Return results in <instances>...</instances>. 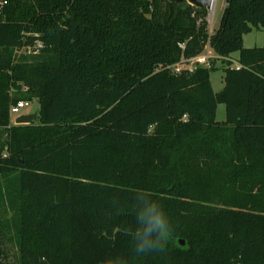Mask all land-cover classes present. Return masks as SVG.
<instances>
[{"label":"trees","instance_id":"16d2710c","mask_svg":"<svg viewBox=\"0 0 264 264\" xmlns=\"http://www.w3.org/2000/svg\"><path fill=\"white\" fill-rule=\"evenodd\" d=\"M206 14L172 0H7L0 264H264V45H243L264 30V0H225L213 33ZM207 45L225 62L217 93L214 64L172 69ZM33 98L37 119L10 124V105Z\"/></svg>","mask_w":264,"mask_h":264},{"label":"rangeland","instance_id":"374dc122","mask_svg":"<svg viewBox=\"0 0 264 264\" xmlns=\"http://www.w3.org/2000/svg\"><path fill=\"white\" fill-rule=\"evenodd\" d=\"M225 5V0H214L212 4V8L206 9V21H207V30L209 33H213L215 29H217L220 18L222 15V11ZM243 45L245 47H261L264 45V30L263 29H256L253 28L249 33L245 34L243 36ZM31 49L29 46H22L21 49L16 50V54L20 53H26L28 50ZM237 58V53H234L231 58H229L231 61V66L235 65ZM215 66V70L210 73V83L213 92L217 93L219 92L223 87V67L225 66V62L222 61V59H214L212 60ZM20 92H27V89L23 90V87L20 89ZM25 100V99H23ZM39 109V102L36 98H33L30 101H27V105L20 109L18 114H12L10 116V124H14V121L16 119L17 115H23V114H32L35 112H38ZM225 118V107L223 104H218L216 109V120L222 121ZM37 119V116L34 120ZM9 216V214H8ZM182 241V243L180 242ZM179 244L184 245V240L179 239ZM4 248L7 253V256L9 260H11L13 263L16 262L17 259V249L15 247V244L13 241L5 240L4 242Z\"/></svg>","mask_w":264,"mask_h":264},{"label":"built area","instance_id":"2783aa9c","mask_svg":"<svg viewBox=\"0 0 264 264\" xmlns=\"http://www.w3.org/2000/svg\"><path fill=\"white\" fill-rule=\"evenodd\" d=\"M6 2L7 0H0V18L3 16V12H4V8L6 6ZM41 47V43L39 41L36 42L35 44V49H29L27 53H31V52H37V48ZM33 50V51H32ZM221 59V57H219L218 55H216L213 50L207 45L204 49V51L193 57L188 59L187 61L181 63V64H176L172 67L174 72H179L182 68H187L189 70H192L195 66H203V67H210L212 60L214 59ZM233 67L235 68H239L240 65L238 63H235V65H233ZM26 87H23V90H25ZM27 105V101L25 100H19L17 101L15 104L10 105L9 108V114L10 116L12 114H18V112L20 111L21 108L25 107ZM20 116L17 115L16 118ZM185 118V116H184Z\"/></svg>","mask_w":264,"mask_h":264},{"label":"water","instance_id":"95a60500","mask_svg":"<svg viewBox=\"0 0 264 264\" xmlns=\"http://www.w3.org/2000/svg\"><path fill=\"white\" fill-rule=\"evenodd\" d=\"M172 1L177 2V3L186 2L192 6H195L201 9H210L212 7L214 0H172ZM37 115H38L37 112L32 113V114L20 115L15 119L14 124L16 125L29 124L36 118ZM180 242L182 243V241Z\"/></svg>","mask_w":264,"mask_h":264},{"label":"clouds","instance_id":"9594fccd","mask_svg":"<svg viewBox=\"0 0 264 264\" xmlns=\"http://www.w3.org/2000/svg\"><path fill=\"white\" fill-rule=\"evenodd\" d=\"M153 219H154L156 226L160 228L163 232V230L165 229V224H164L163 219L160 216H156Z\"/></svg>","mask_w":264,"mask_h":264},{"label":"bare ground","instance_id":"6f19581e","mask_svg":"<svg viewBox=\"0 0 264 264\" xmlns=\"http://www.w3.org/2000/svg\"><path fill=\"white\" fill-rule=\"evenodd\" d=\"M212 8V7H211Z\"/></svg>","mask_w":264,"mask_h":264}]
</instances>
